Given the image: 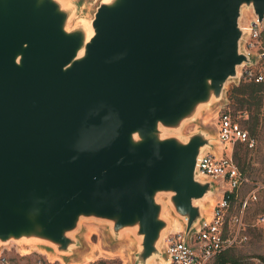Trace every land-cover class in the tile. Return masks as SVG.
Masks as SVG:
<instances>
[{
	"label": "water",
	"instance_id": "obj_1",
	"mask_svg": "<svg viewBox=\"0 0 264 264\" xmlns=\"http://www.w3.org/2000/svg\"><path fill=\"white\" fill-rule=\"evenodd\" d=\"M245 9L264 0H108L69 30L58 0H0V243L77 245L83 218L134 228L136 264L161 255L169 195L186 224L213 183L198 178L212 137L164 136L220 98L249 58Z\"/></svg>",
	"mask_w": 264,
	"mask_h": 264
},
{
	"label": "rangeland",
	"instance_id": "obj_2",
	"mask_svg": "<svg viewBox=\"0 0 264 264\" xmlns=\"http://www.w3.org/2000/svg\"><path fill=\"white\" fill-rule=\"evenodd\" d=\"M63 7L69 12V21L67 28L73 30L82 26V21H87L92 26L98 7L105 0H58ZM246 10V9H245ZM89 29V27H87ZM93 28V27H92ZM238 78H230L224 87L223 94L220 98H214L211 102L203 104L193 118L187 119L182 126L177 129H163L164 136H177L182 141L188 140L189 136L194 133L202 132L212 137V143L215 142L217 133L218 116L223 108H230L235 120L242 127L249 131L250 136L255 139V146L250 148L244 143L237 142L227 146L224 152L232 154V157L242 172L245 181L241 186L238 196L233 202L231 214L239 211L241 199L246 197L252 191L258 194V200L252 202L244 215L245 234L247 239L241 246L232 250L234 255L241 264H264V225L257 223L258 215L264 211V90L262 93V105L258 113V122L254 132L251 131L253 126L254 110L241 111L236 110L229 100L231 89L240 84ZM207 150L217 151L216 144ZM220 151V152H219ZM206 200H200L203 211L211 210L214 204V197L211 194ZM159 201L165 204L163 218L169 222V227L165 229L160 241L159 247L162 246L164 236L177 230L171 223L173 217L181 221L183 228L185 223L179 215L175 214L170 204L169 195L162 193L159 195ZM181 229V230H182ZM77 239V245L73 246L68 253H60L49 243L41 240H11L8 243H0V251L4 250L5 254L12 256L15 264H72L75 262L88 261L100 256L101 264H136L138 252L140 250L141 240L134 228L124 229L120 237H114L111 232L110 223L95 218H83L80 227L73 233ZM99 246V248H98ZM29 253H24L26 248ZM48 248L55 255H49L45 251ZM32 249V250H31ZM23 255H21V253ZM94 256V257H91ZM87 258V259H86ZM153 258L148 264H154ZM214 264V261L211 262Z\"/></svg>",
	"mask_w": 264,
	"mask_h": 264
},
{
	"label": "built area",
	"instance_id": "obj_3",
	"mask_svg": "<svg viewBox=\"0 0 264 264\" xmlns=\"http://www.w3.org/2000/svg\"><path fill=\"white\" fill-rule=\"evenodd\" d=\"M241 26L244 31L241 51L250 62L245 61L239 67L237 78L239 81L244 79L264 83V16L260 19L252 9H246L243 11ZM237 142L244 143L250 148L255 146V139L250 136L249 131L235 120L231 109L225 107L219 112L217 133L213 143L218 150H222L218 154L217 151L205 149L196 167L198 178L211 181L214 185L211 194L215 198L212 209L204 212L202 219L191 229L187 237L186 224L184 229L164 236L160 247L161 255L155 258L154 264H210L225 250L239 247L247 239L244 215L250 204L259 198L257 192L252 191L241 199L239 211L231 214V198L233 195L238 196L245 178L232 154L224 151L228 145ZM257 223L264 225V211L258 215ZM103 258L98 256L72 264H101ZM60 263L65 264L61 261ZM0 264L15 263L12 256L2 250Z\"/></svg>",
	"mask_w": 264,
	"mask_h": 264
},
{
	"label": "trees",
	"instance_id": "obj_4",
	"mask_svg": "<svg viewBox=\"0 0 264 264\" xmlns=\"http://www.w3.org/2000/svg\"><path fill=\"white\" fill-rule=\"evenodd\" d=\"M264 90V83H256L254 81L242 80L240 84L234 86L229 94V100L232 106L236 110L241 111H251L254 110L255 114L253 115V126L251 131L254 132L256 129V124L258 122V113L262 105V93ZM244 128V127H243ZM237 198L236 195H233L231 198V203ZM237 247H232L225 250L219 256H217L213 261L214 264H241L239 260L232 255V250ZM211 264V263H210Z\"/></svg>",
	"mask_w": 264,
	"mask_h": 264
},
{
	"label": "bare ground",
	"instance_id": "obj_5",
	"mask_svg": "<svg viewBox=\"0 0 264 264\" xmlns=\"http://www.w3.org/2000/svg\"><path fill=\"white\" fill-rule=\"evenodd\" d=\"M105 1H108V0H105ZM82 23L84 24V25H86L87 27H89V29H88V37H90V36H92L93 35V33H94V30H93V28H92V26L91 25H89L88 24V22L87 21H82ZM208 147V146H207ZM206 147V148H207ZM205 148V149H206ZM204 149V150H205ZM209 196H204L201 200H203V199H207ZM172 225V227L174 226L177 230H181L182 228H183V224L181 223V221H179L178 219H176L175 217H173V220H172V223H171ZM98 248H99V246H98ZM32 250V249H31ZM29 248L27 247L26 249H25V251H24V253H26V252H28L29 253ZM44 252H46L47 254H49V255H55V253L54 252H52V251H50L48 248H45V251ZM91 257H94V256H91ZM87 259V258H86ZM90 260H91V258H89Z\"/></svg>",
	"mask_w": 264,
	"mask_h": 264
}]
</instances>
